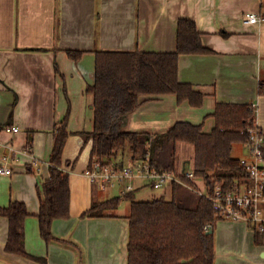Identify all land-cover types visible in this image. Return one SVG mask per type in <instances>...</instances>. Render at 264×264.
I'll use <instances>...</instances> for the list:
<instances>
[{
    "label": "crops",
    "instance_id": "crops-1",
    "mask_svg": "<svg viewBox=\"0 0 264 264\" xmlns=\"http://www.w3.org/2000/svg\"><path fill=\"white\" fill-rule=\"evenodd\" d=\"M263 2L0 0V162L7 155L12 168L10 175L0 174V205L25 203V249L44 259L6 252L8 220L1 216L0 264H126L130 201L122 200L112 215L83 216L93 200L112 197L107 191L117 189L119 195L118 187L101 189L84 174L92 139L86 141L81 131L93 129V96L86 88L94 81V50L174 51L177 21L189 18L201 32L202 43L214 50L178 58L179 80L203 93L202 105L178 103L173 94L141 95L139 105L122 122L126 119L132 132L161 133L183 120L202 123L203 131L209 132L217 102L253 103L255 124L264 133V95L257 94L258 82L264 80V19L246 20L247 13L264 17ZM69 48L87 51L73 60L67 55ZM65 116L68 136L62 157L69 173V217L54 219L51 230L77 246L46 243L37 218L38 189L49 175L53 132ZM10 126L19 130L6 131ZM233 148L236 158L249 155L246 144L235 143ZM115 157L124 165L133 162L129 151ZM192 163L193 157L178 165L175 151L176 173ZM196 184L202 186V181ZM133 185V197L139 200L136 194L148 185L137 177ZM165 186L156 197L171 196V184ZM214 234L215 264H264V244L255 242L246 223L220 219Z\"/></svg>",
    "mask_w": 264,
    "mask_h": 264
},
{
    "label": "trees",
    "instance_id": "trees-1",
    "mask_svg": "<svg viewBox=\"0 0 264 264\" xmlns=\"http://www.w3.org/2000/svg\"><path fill=\"white\" fill-rule=\"evenodd\" d=\"M223 35L227 33L223 32ZM86 51L66 49L68 57L73 60L80 59ZM94 52V81L86 88L93 96V129L81 131L86 141L92 139L89 165L93 158L101 160L129 151L132 161L143 159L148 153L156 170H175L176 144L185 142L193 145L192 169L205 184L220 183L224 188L232 189L235 180L246 176L239 158L232 155V148L235 143L248 142L247 131L255 125L256 107L253 103L217 102L211 113L215 125L209 132L203 131L202 123L183 120L176 121L161 133L132 132L121 126L123 118L139 105L141 95L173 94L178 103L187 101L193 107L202 105L203 93L178 77L179 55L214 52L202 43L201 32L193 20L178 19L174 51ZM257 94L264 95V80H259ZM53 133L49 175L38 189L39 232L46 243L57 241L77 246L73 240L56 236L51 230L54 219L69 217V173L63 168L62 157L68 136L66 116ZM132 191L104 200L95 199L83 213V216L92 217L112 215L122 200L130 201L126 264H215L214 231L219 216L206 198L176 182L171 184L170 198L135 200ZM28 214L22 201L0 205V217L8 220L5 251L43 261L25 249L24 220ZM206 226L211 228L210 233H207ZM254 233L255 242L264 244V235Z\"/></svg>",
    "mask_w": 264,
    "mask_h": 264
},
{
    "label": "built area",
    "instance_id": "built-area-1",
    "mask_svg": "<svg viewBox=\"0 0 264 264\" xmlns=\"http://www.w3.org/2000/svg\"><path fill=\"white\" fill-rule=\"evenodd\" d=\"M264 19L261 13H247L248 22H260ZM9 132H17L16 126L5 128ZM249 139L245 143L249 155L239 158L246 176L234 181L232 189L222 184L207 185L198 178L191 167L176 173L174 170L158 171L150 163L149 154L132 164L124 165L115 156L103 159L93 158L84 174L101 189L118 187L119 194L134 190L133 180L142 178L150 188H161L165 184L180 183L197 195L206 198L220 219L242 221L253 232L264 235V133L256 124L248 129ZM12 168L9 158L2 155L0 174L10 175ZM197 179L202 186L196 184ZM207 230L209 226L205 227Z\"/></svg>",
    "mask_w": 264,
    "mask_h": 264
},
{
    "label": "rangeland",
    "instance_id": "rangeland-1",
    "mask_svg": "<svg viewBox=\"0 0 264 264\" xmlns=\"http://www.w3.org/2000/svg\"><path fill=\"white\" fill-rule=\"evenodd\" d=\"M264 4V2H263ZM125 118V117H124ZM126 119H124V122H122V128L124 130L131 131V128L127 125ZM178 144L176 145V161L177 164L180 165L183 162H190L192 160L193 154H194V149L193 145L190 143H185V142H177ZM127 152V151H126ZM232 155H236V150L233 148L232 149ZM130 163V162H129ZM164 187H166L164 185ZM117 189H111L110 191L106 192V196L109 194H112V196H116ZM162 189L161 188H150L148 186L143 187L139 190V192L136 194L137 199L139 200H150L158 196L159 193H161ZM166 198H170L169 195H166Z\"/></svg>",
    "mask_w": 264,
    "mask_h": 264
},
{
    "label": "water",
    "instance_id": "water-1",
    "mask_svg": "<svg viewBox=\"0 0 264 264\" xmlns=\"http://www.w3.org/2000/svg\"><path fill=\"white\" fill-rule=\"evenodd\" d=\"M211 231H212V230H211V228H210V229L207 230V233H210Z\"/></svg>",
    "mask_w": 264,
    "mask_h": 264
}]
</instances>
